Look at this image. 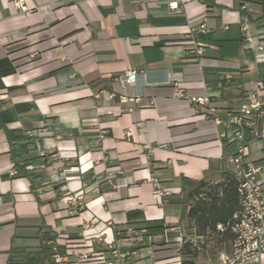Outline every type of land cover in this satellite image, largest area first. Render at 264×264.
<instances>
[{"label":"crops","instance_id":"1","mask_svg":"<svg viewBox=\"0 0 264 264\" xmlns=\"http://www.w3.org/2000/svg\"><path fill=\"white\" fill-rule=\"evenodd\" d=\"M16 1L0 0V124L42 133L34 154L44 158L31 170L36 199L11 175L0 129V264L36 245L41 225L71 264L79 253L109 258L108 243L137 253L127 263L154 264L174 258L179 240L203 238L189 235L187 197L230 173L239 142L224 122L264 81V27L248 23L247 42L241 13L264 16V0H20L25 11ZM129 71L144 75L135 88L117 82ZM198 96L221 123L196 109ZM254 139L262 149L243 133L248 148Z\"/></svg>","mask_w":264,"mask_h":264},{"label":"built area","instance_id":"2","mask_svg":"<svg viewBox=\"0 0 264 264\" xmlns=\"http://www.w3.org/2000/svg\"><path fill=\"white\" fill-rule=\"evenodd\" d=\"M22 1L14 2L15 8L21 7ZM168 9L172 13H180L182 7L178 2H169ZM241 31L247 42L253 41V36L249 31L247 20L241 25ZM260 49V48H257ZM192 54L201 55L200 48L191 51ZM143 73L134 71L126 72L124 75L117 77V82L123 86L135 88L143 77ZM143 81V80H142ZM145 81L142 82L144 84ZM262 91H264V81L257 80L254 82L252 89L241 104L240 108L227 114V120L224 125L235 127V139L239 142L234 155L228 157L227 162L230 166V174L237 182V195L239 200V209L233 216V222L228 227L229 233L232 235L230 242L229 253H221L218 264H259L264 256V147L262 150V157L258 161L249 160V150L243 141V133H247L251 139H264V132L260 125L264 120V100L262 98ZM179 94V91H177ZM142 98L140 92H135L134 99L139 101ZM191 102L196 109L204 111L208 117H212L216 124L221 123L217 117L216 108L213 106L211 99L208 96L193 97ZM32 137L41 136L42 133L31 132ZM224 137V134L220 135ZM99 139H103V134L99 135ZM44 156V153L41 154ZM120 172V169H116ZM11 175H16V171L12 169ZM164 193H158L161 197ZM75 199H65V202H74ZM217 229L223 232L226 228L221 225ZM130 241L135 245L144 242V235L130 227L126 230ZM101 243V239L98 238ZM186 243L184 240H179L177 244V255L174 258L164 261H158L154 264H181V257L179 251ZM110 250V257L104 258L100 253L89 252L75 254V264L92 261L95 264H134L127 263L128 258H137V253L134 250L121 251L117 246L108 243ZM67 254H59L56 247L52 248L50 264H71L68 262Z\"/></svg>","mask_w":264,"mask_h":264},{"label":"trees","instance_id":"3","mask_svg":"<svg viewBox=\"0 0 264 264\" xmlns=\"http://www.w3.org/2000/svg\"><path fill=\"white\" fill-rule=\"evenodd\" d=\"M242 18L254 27H264V16L256 19L251 18L245 12ZM9 144V156L16 175L30 182V191L37 199V188L35 186L36 176L31 170L43 165V156L34 154L36 151L34 138L25 131L0 124ZM190 202L187 218L194 229L193 237H215L217 241L232 240L228 231L233 222V216L239 209L237 195V182L230 173H226L219 183L210 184L200 181L187 197ZM221 225L226 228L223 232L217 229ZM191 236V237H192ZM227 237V238H226ZM37 244L32 246L12 247L8 253L7 264H50L52 248L56 247L59 254H64L65 249L56 242V235L49 228L39 226L36 236ZM195 241V240H194ZM191 238L179 251L181 264H194L197 256V246Z\"/></svg>","mask_w":264,"mask_h":264},{"label":"rangeland","instance_id":"4","mask_svg":"<svg viewBox=\"0 0 264 264\" xmlns=\"http://www.w3.org/2000/svg\"><path fill=\"white\" fill-rule=\"evenodd\" d=\"M261 130L264 131V120L261 126ZM260 141L257 139L252 140L249 143V158L250 159H259L262 157V150L260 148ZM187 225V233H190L191 230H189ZM227 238V237H226ZM228 239L226 241H223L222 243L217 241L215 237H203L199 240L194 241L195 245L197 246V257L193 260L194 264H206L204 261H209V263L213 262H219V254L222 251H226V253H229L230 247L228 243ZM204 262V263H203Z\"/></svg>","mask_w":264,"mask_h":264}]
</instances>
